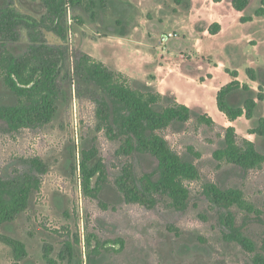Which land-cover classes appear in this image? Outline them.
<instances>
[{
	"label": "rangeland",
	"instance_id": "obj_1",
	"mask_svg": "<svg viewBox=\"0 0 264 264\" xmlns=\"http://www.w3.org/2000/svg\"><path fill=\"white\" fill-rule=\"evenodd\" d=\"M213 1L96 0L91 8L87 0H67L61 23L63 39L42 18L46 9L41 0H0V8L11 3L27 21H44L36 28L22 24L2 30L0 51L6 48L16 56L29 57L32 46L52 47L53 51L60 45L66 48L57 78L61 93L52 121L16 131H8L0 121V175L21 170L25 161L33 157L47 166L40 189L31 195L28 208L0 228L2 236L23 242L27 254L17 260L11 246L0 239V264H49L48 259L52 264H255V255L264 260V161L242 168L214 155L225 146V128L233 125L237 144L244 147L245 139L250 140L264 156V136L248 132L264 110L259 109L253 119L243 117L233 124L217 112L211 116L213 122L207 124L198 120L205 109L210 111L200 103L199 96L182 98L191 109L190 119L157 132L167 139L172 150L198 169V178L182 180L189 189L186 207L174 208L167 196H157L151 207L127 203L115 185L124 164L130 163L137 177L152 172L155 179L156 161L145 153L123 156L116 152L120 142L107 138L98 126L92 87L79 81L72 70L75 52H86L109 69L122 73L132 88L142 90L148 84L140 77L118 70L106 57H100L104 54L120 59L129 52L114 49L117 34L127 35L157 56L163 49L176 56L181 51L192 57L191 54L197 55L194 45L198 40L200 51L236 69L243 70L249 63H264V16L255 15L261 0H252L247 6L245 16L252 19L245 22L237 20L228 0L219 6ZM218 13L224 17L225 33L210 35L207 24ZM168 32L177 36L162 43V34ZM52 56L56 57L55 52ZM259 76L264 80V69ZM148 86L158 92L153 85ZM246 96L239 90L232 103L241 104ZM167 100L163 101L168 103ZM14 102L15 96L0 77V105ZM92 146L97 148V154L90 166L101 160L105 170V180L96 197L84 194L79 171L82 152ZM95 181L96 176L92 186ZM208 183L222 189H240L253 210L214 205L203 192ZM227 213L233 216L234 228L253 241V252L227 238Z\"/></svg>",
	"mask_w": 264,
	"mask_h": 264
},
{
	"label": "trees",
	"instance_id": "obj_2",
	"mask_svg": "<svg viewBox=\"0 0 264 264\" xmlns=\"http://www.w3.org/2000/svg\"><path fill=\"white\" fill-rule=\"evenodd\" d=\"M70 3L81 0H68ZM89 7L96 5V0H87ZM217 1V0H215ZM252 0H230L236 11H243ZM46 13L42 18L51 24L50 30L65 39L62 19L66 11L67 0H41ZM256 16H264V0L255 10ZM27 21L26 17L17 13L14 6L8 3L0 8V32L13 29L25 24L36 28L44 21ZM251 17L241 16L242 22ZM210 34L220 31V24L213 22L207 27ZM29 57L16 56L9 49L0 51V77L4 86L13 93V104L0 105V121L8 131L33 127L52 121L57 112V101L61 89L57 78L61 70V63L66 53L64 45L58 46L56 51L52 47L43 45L32 46ZM56 54V57L52 54ZM72 70L79 81L92 87V100L96 104V118L98 126L104 130L107 138L120 142L117 153L123 156L134 154H149L157 165V178L152 172L143 173L137 177L130 163L124 164L122 172L116 177L115 185L127 203H139L148 207L154 205L157 196H167L171 205L183 210L189 198V189L183 184V179H196L199 176L196 165L182 159L170 147L167 139L157 130L173 123H185L190 119L191 109L180 103L175 97L162 95L153 91L148 85L142 90L132 88L123 74L109 69L101 61L86 52L77 51L74 54ZM262 69L247 67L245 73L250 80L258 81V91L254 95L248 84L241 85L238 71L225 69L232 80L221 86L216 93V106L230 122L241 116L253 118V112L259 101L264 100V80L259 76ZM125 79L124 81L121 79ZM247 93L241 104H233L232 100L237 91ZM168 99V103L163 100ZM198 120L207 124L212 118L203 113ZM250 134L264 136V116L259 117L255 124L248 129ZM225 146L214 152L217 159L249 168L261 164L264 156L259 153L252 141L245 139L244 147L236 142V129L233 125L225 128ZM192 150V148H190ZM97 154V148L92 146L89 151H83L79 161L81 187L86 196L96 197L101 183L105 180V170L101 160L90 166L91 160ZM198 155V153H197ZM46 164L38 157L29 158L21 170L11 175H0V228L6 222L15 220L29 205L31 195L40 189L41 176L46 172ZM96 176L95 185L92 180ZM205 196L219 207L228 208L236 205L251 211L252 205L243 197L238 188H220L215 183H208L203 190ZM264 204V201H263ZM227 225L230 231L228 239L238 242L246 251L253 252L255 244L241 231L233 226V216L227 213ZM0 239L11 246L17 260L27 254L25 244L18 239L0 234ZM90 238H87L88 245ZM122 243L121 239H117ZM49 264L52 260L48 259ZM255 264H264L262 257L255 255Z\"/></svg>",
	"mask_w": 264,
	"mask_h": 264
},
{
	"label": "crops",
	"instance_id": "obj_3",
	"mask_svg": "<svg viewBox=\"0 0 264 264\" xmlns=\"http://www.w3.org/2000/svg\"><path fill=\"white\" fill-rule=\"evenodd\" d=\"M213 3L219 6V4L223 3V0L213 1ZM228 6L233 9L230 0H228ZM235 12L237 13V20H240L241 16L252 18V16H245V9L243 11L235 10ZM223 19L224 17L218 13L216 16H213L207 24L209 26L213 22H218L220 24V31L217 34H210L207 28L206 31L210 35L225 33L226 27L223 23ZM117 35L119 36H117V41L114 43V49H125L129 52L122 55L120 59H116L112 55L105 56L104 54L100 55V57H106V59L112 62L114 67L118 68V70L126 72L131 76L137 75V77H140L146 84L150 86L153 85L161 94L174 95L178 102H182L187 106H189L188 103L181 101V99H190L194 94H197L200 98V103L208 106L210 111L205 109L204 113L208 114L210 117L217 115V112L222 114L216 106V93L221 86L232 80V77L225 72L226 68L238 71V80L241 85L244 83L248 84L250 91L255 94L258 91L259 82L250 80L245 73V69L247 67H252L256 70L264 69V63L258 66H255L254 63H249L246 64L243 70L236 69L223 60L216 61L213 55L204 54L203 51H200L201 44L198 40L195 43L196 45H194L197 55L190 53L192 57H189L181 51L179 56H176L173 52L163 49V53L157 56L154 53H150L149 50L144 49V46L136 43L135 40L127 35ZM248 42L251 43L250 40H248ZM192 49L193 46L190 52H193ZM200 61L203 63L200 64ZM198 62L199 65L197 64ZM219 82H222V84ZM217 84L220 85L216 87ZM207 97L208 99H206ZM259 109H262V111L264 110V100L258 102L253 112V118H255ZM261 116H264V114ZM243 117L244 116H241L238 119H242ZM235 121L230 122L227 120L229 124H233Z\"/></svg>",
	"mask_w": 264,
	"mask_h": 264
},
{
	"label": "built area",
	"instance_id": "obj_4",
	"mask_svg": "<svg viewBox=\"0 0 264 264\" xmlns=\"http://www.w3.org/2000/svg\"><path fill=\"white\" fill-rule=\"evenodd\" d=\"M66 4H69V2H67ZM175 36H177V34L173 32L164 33L161 36V42L165 43L170 37H175Z\"/></svg>",
	"mask_w": 264,
	"mask_h": 264
}]
</instances>
